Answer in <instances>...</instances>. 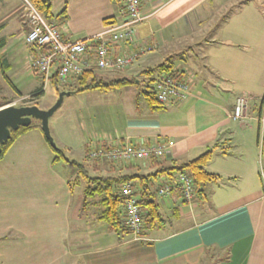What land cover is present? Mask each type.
Here are the masks:
<instances>
[{
  "label": "crops",
  "instance_id": "0c3cea01",
  "mask_svg": "<svg viewBox=\"0 0 264 264\" xmlns=\"http://www.w3.org/2000/svg\"><path fill=\"white\" fill-rule=\"evenodd\" d=\"M23 1L16 0L7 15L18 23L12 38L28 44L25 37L33 4ZM139 3L144 19L137 37L132 43L117 45L114 55L143 51L134 64L144 62L148 70L163 64L161 56L189 44L187 58L169 65L191 81V93L184 103L162 109L152 110L148 104L143 110L134 107L123 136L110 145L175 141L166 157L158 160L161 165L151 160L119 164L101 160L92 163V168L98 176H133L140 174L135 169L158 170L169 167L168 162L179 166L212 150L207 171L219 175V181L208 184L204 194L188 203L179 188L166 197L157 193L158 186L176 174L154 178L152 190L166 223L139 240L132 234L119 238L100 219L97 200L93 211L85 208L84 217L81 210L72 214L73 175L67 174L64 162H55V150L41 128H34L22 134L0 160V264H264V0ZM224 3L240 6L218 27L209 18ZM63 5L66 16H59L61 11L49 21L69 41L95 38L126 17L123 0L116 4L64 0ZM2 17L4 32L8 17ZM195 23L200 26L194 30ZM193 47L198 53L192 52ZM36 53L31 45L23 51L21 69L31 71ZM129 68L106 74L137 78L125 75ZM224 81L256 87L255 96L245 98L262 100L259 109L248 105L245 118L235 120V102L245 93L230 102L222 88ZM83 145L90 156L91 150Z\"/></svg>",
  "mask_w": 264,
  "mask_h": 264
},
{
  "label": "rangeland",
  "instance_id": "374dc122",
  "mask_svg": "<svg viewBox=\"0 0 264 264\" xmlns=\"http://www.w3.org/2000/svg\"><path fill=\"white\" fill-rule=\"evenodd\" d=\"M21 1L22 3H25L23 0ZM3 2L4 0H0V21L3 18L2 16H9L7 14L13 10L17 3L16 0H8L5 3ZM63 2L64 0L51 1L52 14H55H53V17L62 11L64 7ZM238 6H240V4L236 6V4L224 3L215 7L213 14L209 18V22L213 25L218 22V27H221L223 22L237 10L236 8ZM5 19L4 22H6L7 29L4 32L0 29V42L4 44V49L0 48V99L9 98L12 100L10 104L15 106L36 104L37 106L44 108L54 105L60 92L64 89L69 91L77 86L76 79H69L66 83L67 86L60 85L56 88L53 84H47L44 87L43 81L40 80L36 73L21 69L22 64L19 62L21 61L23 51L27 50L29 45L18 39H13L11 36L17 28V19L14 16H9ZM0 25H2V23H0ZM193 26L195 30L200 24L195 23ZM188 47H190L189 44L181 46V48L170 52L165 57L161 56L160 63L166 65L172 63L178 65L179 63H182L183 60L187 58L186 54L190 51ZM192 52L198 53V50L193 47ZM6 63L10 65L9 69L6 68V76L10 82L2 73L3 69L1 65L5 66ZM145 67L146 65L144 62L140 61L130 67L125 73L127 77L138 75L137 78L142 82L138 86L117 89L108 93H74L70 90L72 93L69 96L64 97L61 106L50 117L49 127L57 147L60 148V146H62L64 148L65 156L69 160L86 165L89 175H100L99 172H96V169L92 168V163L98 160L109 161L105 158L97 159L87 156L86 149L83 145L84 142L89 150H99L105 148V146L113 145L114 142L123 136L125 127L131 119L130 116L133 113V108L138 106L139 110H143L147 107L146 98L141 92L142 90L149 91L152 80L157 78L158 70L153 66V73L151 75H144L142 72H144ZM106 73L108 72L101 71L99 75L107 80L123 77V75L120 74ZM244 84L245 83H236L235 85H230V82L224 81V87L222 88L227 90L225 98L233 103L235 101V96L239 94L245 93L243 97L246 98H249L251 95L255 96L254 94L256 93L257 88L252 87V85L246 86ZM16 89L21 92V95L16 92ZM37 89L42 90L43 93L41 95L34 94L30 96V94ZM58 90L60 91L59 93ZM23 96L29 97H24L23 99ZM261 102L262 100L247 101L252 109L254 107L259 109ZM83 137L85 138L84 141ZM157 143L160 142H156L155 144ZM104 144L107 145L103 146ZM167 165L169 167L173 166L172 162H168ZM155 171H157V168L141 171L135 169V172H139L141 175H148ZM67 174L74 175L73 169L67 167ZM72 184L74 188L72 214L76 216L77 213H79V210H81L82 216L84 217L85 208L93 211V198H89L87 206H84L85 182H82L79 185L75 183ZM168 229L171 228L169 227ZM204 264H212V262L208 263V261H206Z\"/></svg>",
  "mask_w": 264,
  "mask_h": 264
},
{
  "label": "built area",
  "instance_id": "2783aa9c",
  "mask_svg": "<svg viewBox=\"0 0 264 264\" xmlns=\"http://www.w3.org/2000/svg\"><path fill=\"white\" fill-rule=\"evenodd\" d=\"M126 10L125 20L120 24H111L95 38L79 41L66 40L58 26L47 20L33 5H30L29 31L26 42L34 47L37 53L32 57L31 71L40 75L44 87L53 82L65 85L69 79L85 71L122 72L133 65L143 51H133L127 55L115 56L114 48L120 43H132L137 37L138 25L144 17L139 0H123ZM192 89L191 81L180 74L161 72L151 84V90L157 101L163 106L184 103ZM248 99L237 98L233 118L242 121L245 118ZM176 145L175 141L157 144L125 146H105L91 150L92 158H105L111 163L131 161L161 160ZM179 188L183 199L192 203L196 197V188L192 178L178 172L157 188L160 197H166ZM121 192L125 198L123 212L126 225L135 239H141L142 219L145 214L139 203L132 182L122 185Z\"/></svg>",
  "mask_w": 264,
  "mask_h": 264
},
{
  "label": "trees",
  "instance_id": "16d2710c",
  "mask_svg": "<svg viewBox=\"0 0 264 264\" xmlns=\"http://www.w3.org/2000/svg\"><path fill=\"white\" fill-rule=\"evenodd\" d=\"M29 1L47 20L53 18L51 10L52 5L50 0ZM111 1L114 4L120 2V0ZM66 10L67 9L65 7V9L59 16H66ZM105 23H110L109 19L106 20ZM0 48H4L3 43L2 45H0ZM1 67L3 69V75L8 80L6 76V68L9 69V67H5L4 65H1ZM155 69L162 72H176L173 70V65H166L164 63L157 66ZM153 70V68L148 69L142 72V74L151 75L153 73ZM75 79L77 82V86L74 89H70L74 93H108L117 89L138 86L142 83L138 78H118L107 80L106 78H102L96 71H85L81 75L75 77ZM53 85L56 86V88L60 86L56 82H53ZM64 86H67V84H65ZM150 89L151 87L149 88V91L142 90L141 92V94L145 96L146 102L150 109L157 110L164 108L165 106L161 105L157 101L154 93ZM63 91L67 90L64 89ZM16 92L21 95V92L17 89ZM59 92L60 91L58 90V93ZM42 93V90H40L39 93L36 95H41ZM11 102L12 100L9 98L0 99V108L9 105ZM34 128H41V122L39 120H33L32 124L29 127H20L17 131H12L10 140L2 146V154L0 156V160L5 157V155L14 145L16 140L22 134ZM54 150L56 152L55 162L63 161L68 167H70L74 171L73 179L70 180V185L72 189V183L79 185L82 182H85L86 187L84 188V206H87L89 198H93V201L97 200V203L102 209L100 219L104 221L119 238L132 234L126 225L125 216L123 212V205L125 202V198L123 197L121 192L123 184L127 182H134L133 187L135 190V195L138 197L139 203L145 212L142 219L143 230L141 232V236L145 237L148 232L161 228L166 223V219L162 216V213L160 211V204L156 199V193L152 190L154 178H157L161 175L174 176L178 172H184L192 178L197 195L204 194L205 187L208 184L218 182L220 179L219 175L207 171V166L213 158L212 150L205 152L199 157L183 165L162 167L153 174H137L133 176L119 175L114 177L91 176L87 171L86 165L69 160L65 156V151L63 149L58 148ZM99 161L100 160H98L97 162L99 163ZM151 161H154L155 165H161L157 159H151Z\"/></svg>",
  "mask_w": 264,
  "mask_h": 264
},
{
  "label": "water",
  "instance_id": "95a60500",
  "mask_svg": "<svg viewBox=\"0 0 264 264\" xmlns=\"http://www.w3.org/2000/svg\"><path fill=\"white\" fill-rule=\"evenodd\" d=\"M71 91H62L58 95V99L54 105L48 109H42L39 106L24 105H6L0 108V156L2 154V146L11 138V132L17 131L20 127H29L33 120L41 122V130L45 138L48 140L53 149H58L50 131L49 119L61 106L64 97L69 96Z\"/></svg>",
  "mask_w": 264,
  "mask_h": 264
}]
</instances>
